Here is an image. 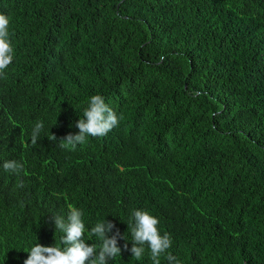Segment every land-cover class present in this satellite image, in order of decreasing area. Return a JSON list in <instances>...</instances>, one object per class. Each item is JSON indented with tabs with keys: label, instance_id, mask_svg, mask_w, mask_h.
Instances as JSON below:
<instances>
[{
	"label": "trees",
	"instance_id": "obj_1",
	"mask_svg": "<svg viewBox=\"0 0 264 264\" xmlns=\"http://www.w3.org/2000/svg\"><path fill=\"white\" fill-rule=\"evenodd\" d=\"M0 14L14 50L0 76V264L65 247L54 217L68 205L89 231L107 220L124 235L108 264H153L123 250L133 210L170 234L161 264H264V0H0ZM93 95L123 119L61 148Z\"/></svg>",
	"mask_w": 264,
	"mask_h": 264
},
{
	"label": "clouds",
	"instance_id": "obj_2",
	"mask_svg": "<svg viewBox=\"0 0 264 264\" xmlns=\"http://www.w3.org/2000/svg\"><path fill=\"white\" fill-rule=\"evenodd\" d=\"M9 19L0 14V76L4 75L5 69L13 61V47L9 40ZM123 116H117L101 95H93L88 101V106L83 111V118H80L75 127L79 129L78 134L69 133L59 140V146L64 149L75 150L77 145H83L87 137H105L110 131L117 127ZM44 125L37 121L31 133V144L36 145L39 133ZM48 139L57 141V137L51 134ZM6 171L19 174L23 170V164L15 160L6 161L3 164ZM22 186V184H21ZM83 212L80 209L68 205L67 217L55 216V229L64 235L61 236L63 248L57 246H43L35 244L26 250L28 258L23 264H108V261L121 256V247L118 246L120 239L125 240L119 229L111 221H102L86 229L82 220ZM159 220L147 211L133 210L129 221L128 229L132 236V246L129 248L126 242L123 245L124 251H129L132 257L139 261L146 248L150 250L153 264H161L159 257L164 254L172 245L169 233L160 234L158 229ZM88 232L89 240L96 237L100 241L99 249L96 244H87L83 239L85 232ZM109 233H112L109 236ZM126 241V240H125ZM169 264L179 262L172 254L167 255Z\"/></svg>",
	"mask_w": 264,
	"mask_h": 264
}]
</instances>
